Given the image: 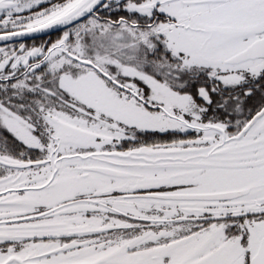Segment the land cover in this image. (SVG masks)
<instances>
[{
    "label": "snow or ice",
    "instance_id": "snow-or-ice-1",
    "mask_svg": "<svg viewBox=\"0 0 264 264\" xmlns=\"http://www.w3.org/2000/svg\"><path fill=\"white\" fill-rule=\"evenodd\" d=\"M0 264H264V0H0Z\"/></svg>",
    "mask_w": 264,
    "mask_h": 264
}]
</instances>
